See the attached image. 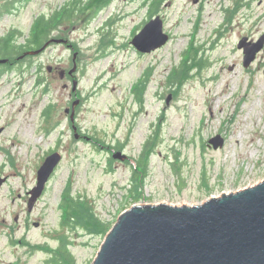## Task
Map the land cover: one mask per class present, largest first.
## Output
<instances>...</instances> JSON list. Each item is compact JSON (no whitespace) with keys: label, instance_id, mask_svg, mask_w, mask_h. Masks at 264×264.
Instances as JSON below:
<instances>
[{"label":"rangeland","instance_id":"obj_1","mask_svg":"<svg viewBox=\"0 0 264 264\" xmlns=\"http://www.w3.org/2000/svg\"><path fill=\"white\" fill-rule=\"evenodd\" d=\"M74 1L0 0V38L23 45L36 19L55 20L53 43L0 66V264H92L106 235L87 216L110 231L134 204L195 206L264 180V0H111L97 13L83 0L61 22ZM155 19L169 40L140 53L131 40ZM243 39L262 40L247 67ZM65 190L81 198L77 225Z\"/></svg>","mask_w":264,"mask_h":264},{"label":"water","instance_id":"obj_2","mask_svg":"<svg viewBox=\"0 0 264 264\" xmlns=\"http://www.w3.org/2000/svg\"><path fill=\"white\" fill-rule=\"evenodd\" d=\"M161 26V20L151 21L131 44L141 53L161 47L168 41ZM238 47L247 67L262 40L248 44L243 39ZM217 141L222 143L217 137L210 144L217 148ZM60 159L58 153L48 156L37 171L29 211ZM92 264H264V180L195 206L133 205L106 234Z\"/></svg>","mask_w":264,"mask_h":264},{"label":"trees","instance_id":"obj_3","mask_svg":"<svg viewBox=\"0 0 264 264\" xmlns=\"http://www.w3.org/2000/svg\"><path fill=\"white\" fill-rule=\"evenodd\" d=\"M83 0H75L73 2V6L68 10L65 11L62 15V19H59L62 21L68 19L70 16H72L74 12V8L82 3ZM111 0H91L87 7L89 10H95L96 13L99 12L101 9L107 7L110 4ZM84 11V9L82 10ZM59 18V17H58ZM55 24V20L52 19H45L44 17L38 18L35 20L31 30L30 34L28 35L26 41L23 45L19 44L16 41V38L20 35L18 32L12 31L5 35L4 37L0 38V60L4 59L8 61L7 67L11 66L14 62L15 57L22 56L25 54H28L30 52H35L37 50H40L42 46L47 43V41L50 39L51 31L50 27L52 24ZM192 69H194L192 67ZM175 74L179 78V85H182L183 81L188 79L189 73L188 70L185 72L182 68L181 70L177 71ZM141 162H139V165ZM66 191V190H65ZM65 194L62 200V206L65 207L66 211V221L68 224L77 225L81 220V211H80V205H82L81 198H75L73 197L69 191L64 192ZM86 206H84L85 208ZM90 220H92L95 224L92 226L90 222H85V228L88 231H94L95 233L102 234L105 236L108 232L107 227L101 222H98L91 217L87 216ZM96 229V231H95ZM63 257L64 264H75L74 259L72 256L68 253L65 254Z\"/></svg>","mask_w":264,"mask_h":264}]
</instances>
